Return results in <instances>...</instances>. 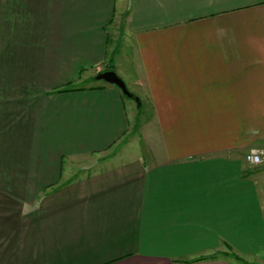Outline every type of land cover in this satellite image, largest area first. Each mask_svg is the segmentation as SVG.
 Returning a JSON list of instances; mask_svg holds the SVG:
<instances>
[{"label": "crops", "instance_id": "obj_1", "mask_svg": "<svg viewBox=\"0 0 264 264\" xmlns=\"http://www.w3.org/2000/svg\"><path fill=\"white\" fill-rule=\"evenodd\" d=\"M263 134L264 0H0V264L264 260Z\"/></svg>", "mask_w": 264, "mask_h": 264}, {"label": "rangeland", "instance_id": "obj_2", "mask_svg": "<svg viewBox=\"0 0 264 264\" xmlns=\"http://www.w3.org/2000/svg\"><path fill=\"white\" fill-rule=\"evenodd\" d=\"M139 101H140V99H139ZM142 110H143V108L140 106L139 114H138L137 119H136V126L133 129V132L131 134L132 137L129 138V141H135L137 143L138 142H146L147 139L151 140V138L154 135L152 133L151 125L153 124V125L157 126V122L155 119H152L151 116L146 117V114H145V116L141 117L140 113H142ZM137 111H138V109H137ZM123 143L124 142L117 144L116 146H114L109 151H105L103 153H100L99 155H97V158H99V159L104 158L107 161L108 160L114 161L115 158H117L121 152L125 151V149H124L125 147H123L124 146ZM251 144H255L256 146H258V149L262 152L261 157L263 160V158H264V134L262 136H260V138L256 142H252ZM255 145H252V146H255ZM83 163L87 164L86 159H85V161H83ZM261 163H262V161H261ZM80 169H81L80 172H82V170H83L84 173H87L88 170L89 171L93 170L86 165H82ZM73 177H74V175H73ZM234 250H236V253L240 256V258L242 260H237V259L232 260L230 262V264H264V260L255 258L254 255L247 253L241 247H235Z\"/></svg>", "mask_w": 264, "mask_h": 264}, {"label": "water", "instance_id": "obj_3", "mask_svg": "<svg viewBox=\"0 0 264 264\" xmlns=\"http://www.w3.org/2000/svg\"><path fill=\"white\" fill-rule=\"evenodd\" d=\"M96 79L115 85L125 97L128 98L133 97V95L127 89L124 81L121 79V77H119V75L114 70L100 71L96 75Z\"/></svg>", "mask_w": 264, "mask_h": 264}, {"label": "built area", "instance_id": "obj_4", "mask_svg": "<svg viewBox=\"0 0 264 264\" xmlns=\"http://www.w3.org/2000/svg\"><path fill=\"white\" fill-rule=\"evenodd\" d=\"M261 151L257 148H252L250 151L245 155V159L252 165H258L262 161Z\"/></svg>", "mask_w": 264, "mask_h": 264}, {"label": "trees", "instance_id": "obj_5", "mask_svg": "<svg viewBox=\"0 0 264 264\" xmlns=\"http://www.w3.org/2000/svg\"><path fill=\"white\" fill-rule=\"evenodd\" d=\"M123 95V94H122ZM124 96V95H123ZM134 97V96H133ZM237 259L242 260L239 256L234 255Z\"/></svg>", "mask_w": 264, "mask_h": 264}]
</instances>
